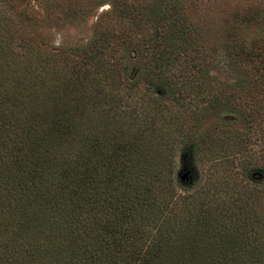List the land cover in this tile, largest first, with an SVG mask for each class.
<instances>
[{
    "label": "trees",
    "instance_id": "16d2710c",
    "mask_svg": "<svg viewBox=\"0 0 264 264\" xmlns=\"http://www.w3.org/2000/svg\"><path fill=\"white\" fill-rule=\"evenodd\" d=\"M6 3L0 264H264V201L242 183L247 164L264 159L258 103L228 106L246 128L260 123L256 146L204 131L197 143L207 166L185 183L175 174L186 120L218 108L202 70L205 20L179 11L182 0H152L138 12L154 27L134 39L132 61L123 30L48 47L22 32ZM129 6L111 10L135 18Z\"/></svg>",
    "mask_w": 264,
    "mask_h": 264
},
{
    "label": "rangeland",
    "instance_id": "374dc122",
    "mask_svg": "<svg viewBox=\"0 0 264 264\" xmlns=\"http://www.w3.org/2000/svg\"><path fill=\"white\" fill-rule=\"evenodd\" d=\"M6 1L10 5L6 3L4 6L8 9L5 10L10 14V11H15L17 19L22 20L19 24H23L22 32L28 34L32 41L41 40L48 47L82 45L94 33L109 31L116 34L123 30L128 33L131 42L125 52L128 58L135 61L134 39L145 38L154 27V21L144 18L142 11L138 12L152 0ZM115 1L119 5H130L135 18L115 13L117 9L111 10ZM158 1L162 5L165 0ZM182 3L183 8L179 11L188 13L197 23L201 18L205 20V45L209 57L202 70L209 92L217 99L218 106L217 110L201 117L197 123L186 120L185 128L179 133L181 139L176 144L174 166L175 174L185 183L200 175L202 164L207 166L206 161L199 160L197 142L200 133L216 130L224 132L223 137L233 138V141L244 135L251 145L256 146L253 138L262 128L260 123L246 128L244 120L228 106H237L244 112L251 108L250 104L258 103V108L264 110V99L261 98H264V0H182ZM252 10L259 12V16H249ZM16 41L20 42L18 38ZM135 66L136 62L129 64L131 75L135 73ZM155 92L159 93L157 89ZM255 96L256 99L253 98ZM243 178V186L252 188L263 202L264 159H252ZM235 202L244 206L240 199Z\"/></svg>",
    "mask_w": 264,
    "mask_h": 264
}]
</instances>
